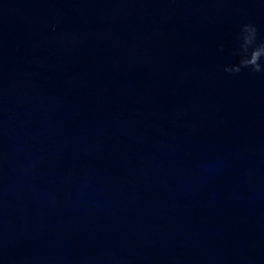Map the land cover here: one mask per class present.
Segmentation results:
<instances>
[{
    "label": "water",
    "instance_id": "obj_1",
    "mask_svg": "<svg viewBox=\"0 0 264 264\" xmlns=\"http://www.w3.org/2000/svg\"><path fill=\"white\" fill-rule=\"evenodd\" d=\"M245 25L264 0H0V264H264Z\"/></svg>",
    "mask_w": 264,
    "mask_h": 264
},
{
    "label": "clouds",
    "instance_id": "obj_2",
    "mask_svg": "<svg viewBox=\"0 0 264 264\" xmlns=\"http://www.w3.org/2000/svg\"><path fill=\"white\" fill-rule=\"evenodd\" d=\"M244 33L245 35L242 37L243 43L240 50V63L232 68H227L226 71L239 72L243 68H250L254 72H262L264 71V65L261 64V60L264 58V44L253 46L256 35L254 27L245 25Z\"/></svg>",
    "mask_w": 264,
    "mask_h": 264
}]
</instances>
